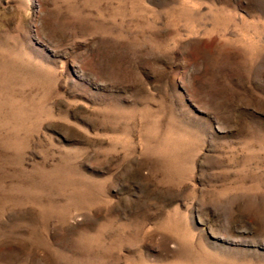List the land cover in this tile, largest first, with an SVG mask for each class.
Returning <instances> with one entry per match:
<instances>
[{
    "label": "rangeland",
    "instance_id": "rangeland-1",
    "mask_svg": "<svg viewBox=\"0 0 264 264\" xmlns=\"http://www.w3.org/2000/svg\"><path fill=\"white\" fill-rule=\"evenodd\" d=\"M0 264H264V0H0Z\"/></svg>",
    "mask_w": 264,
    "mask_h": 264
}]
</instances>
